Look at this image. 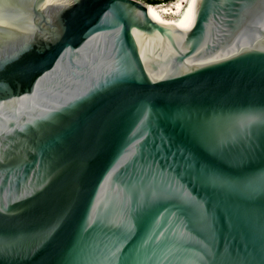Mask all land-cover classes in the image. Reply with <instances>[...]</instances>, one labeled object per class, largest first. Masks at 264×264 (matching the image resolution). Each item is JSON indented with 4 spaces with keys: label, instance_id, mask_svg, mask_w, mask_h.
Segmentation results:
<instances>
[{
    "label": "water",
    "instance_id": "95a60500",
    "mask_svg": "<svg viewBox=\"0 0 264 264\" xmlns=\"http://www.w3.org/2000/svg\"><path fill=\"white\" fill-rule=\"evenodd\" d=\"M149 5L0 0V264H264V0Z\"/></svg>",
    "mask_w": 264,
    "mask_h": 264
},
{
    "label": "bare ground",
    "instance_id": "6f19581e",
    "mask_svg": "<svg viewBox=\"0 0 264 264\" xmlns=\"http://www.w3.org/2000/svg\"><path fill=\"white\" fill-rule=\"evenodd\" d=\"M193 2L194 0H174L169 3H161L156 6H152V4H150L149 9L153 11L160 18L161 20L160 23L164 25H166V23L164 21L163 15L169 13L177 14L179 16L178 19L171 24L175 26L179 24L182 20H184L192 12ZM135 35L136 38L144 40V38H142V36L139 33Z\"/></svg>",
    "mask_w": 264,
    "mask_h": 264
},
{
    "label": "rangeland",
    "instance_id": "374dc122",
    "mask_svg": "<svg viewBox=\"0 0 264 264\" xmlns=\"http://www.w3.org/2000/svg\"><path fill=\"white\" fill-rule=\"evenodd\" d=\"M156 5H158V4H152V6H156ZM178 17L179 16L177 14H173V13L163 15V18H164L166 25H171L172 23H174L178 19Z\"/></svg>",
    "mask_w": 264,
    "mask_h": 264
},
{
    "label": "trees",
    "instance_id": "16d2710c",
    "mask_svg": "<svg viewBox=\"0 0 264 264\" xmlns=\"http://www.w3.org/2000/svg\"><path fill=\"white\" fill-rule=\"evenodd\" d=\"M144 1L149 4H161V3H169L174 0H144Z\"/></svg>",
    "mask_w": 264,
    "mask_h": 264
}]
</instances>
